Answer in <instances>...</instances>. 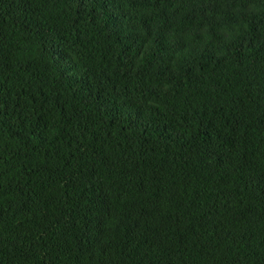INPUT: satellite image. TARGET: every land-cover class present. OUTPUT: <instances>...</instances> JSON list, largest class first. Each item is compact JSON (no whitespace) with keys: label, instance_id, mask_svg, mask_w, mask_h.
I'll use <instances>...</instances> for the list:
<instances>
[{"label":"trees","instance_id":"trees-1","mask_svg":"<svg viewBox=\"0 0 264 264\" xmlns=\"http://www.w3.org/2000/svg\"><path fill=\"white\" fill-rule=\"evenodd\" d=\"M0 264H264V0H0Z\"/></svg>","mask_w":264,"mask_h":264}]
</instances>
